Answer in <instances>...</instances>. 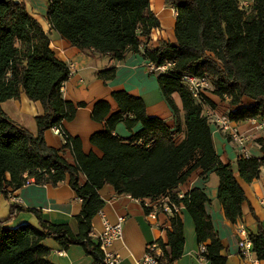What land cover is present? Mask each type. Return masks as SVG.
Here are the masks:
<instances>
[{
    "label": "trees",
    "instance_id": "trees-1",
    "mask_svg": "<svg viewBox=\"0 0 264 264\" xmlns=\"http://www.w3.org/2000/svg\"><path fill=\"white\" fill-rule=\"evenodd\" d=\"M149 1H46L49 31L71 47L115 61L140 54L155 66L174 63L169 72L157 76L158 88L173 116V127L148 117L140 99L123 91L113 92L115 113L109 114L106 101H97L92 107L91 120L103 125L102 131L89 138L100 154L96 156L85 154L80 140L65 133L59 150L46 145L44 133L54 128L61 131L62 124L72 121L84 104L74 105L62 98L61 87L70 70L51 51L48 33L22 2L0 0V195L7 198L26 186L28 180L34 185L56 186L67 178L81 203L74 218L76 233L68 225L44 221L35 210L12 205L8 220L0 222V264H51L47 260L49 250L41 245L46 238L63 250L79 246L92 264H103L99 243L90 233L93 218L104 206L98 192L105 186L116 195L138 201L169 194L190 217L197 244L205 246L206 263H226L220 255L221 241L205 211L208 199L203 190L193 188L181 200L176 190L196 171L202 177L213 173L218 179L217 201L224 218L235 224L245 202L235 173L245 184L259 177L264 166V138L256 141L260 158L239 156L236 172L231 164H222L214 150L211 124L181 78L206 77L212 84V94L227 100L230 122L264 121V0H243L249 2L246 8L238 7L241 0H164L176 12L174 44L151 41L152 30L160 25L149 10ZM114 76V68L96 74L103 83ZM21 94L42 108L43 114L34 118L35 136L18 128L1 109L2 103L16 100ZM173 94L180 98L181 122L177 121ZM203 102L214 107L208 98ZM119 123L128 130L139 124L140 130L122 140L113 134ZM64 151L69 152L71 162L63 157ZM23 212L37 219L38 228L28 224L5 227ZM168 223L166 242H155L161 250V264H174L184 246L181 217L170 218ZM248 237L255 260H264V228L260 222L256 234Z\"/></svg>",
    "mask_w": 264,
    "mask_h": 264
},
{
    "label": "crops",
    "instance_id": "crops-1",
    "mask_svg": "<svg viewBox=\"0 0 264 264\" xmlns=\"http://www.w3.org/2000/svg\"><path fill=\"white\" fill-rule=\"evenodd\" d=\"M25 9L41 26L45 33H48L50 49L54 56L63 62L70 70L68 80L62 85V98L66 102L74 105L84 104V107L76 110L74 119L62 124L61 132L70 137L80 140L82 151L85 154L93 153L99 156V152L89 143V138L94 133L103 130V125L91 120V111L97 101H106L110 106V113L117 111L116 104L111 98L113 92L123 91L128 95L140 99L145 106V113L148 117L164 120L169 127H172L173 116L160 93L157 85V77L146 72L145 61L140 54L128 55L122 61L111 60L108 56H100L90 52H82L71 47L66 41L60 39L49 31L48 23L45 20L47 0H23ZM30 6H28V4ZM149 10L158 20L160 27L152 30L150 39L153 43L164 42L174 44V24L176 12L164 4V0H150ZM114 68V78L103 83L98 80L96 74L100 71ZM172 101L178 109V114L182 116L181 103L178 94L171 96ZM208 100L214 105L213 109L217 114L228 113L229 106L227 100H219L215 95L208 96ZM3 113L18 128L25 129L28 133L36 135V125L34 118L43 114L38 102L29 101L24 94L16 100H7L1 104ZM129 118H132L129 116ZM182 121V119H181ZM258 121H248L235 123L240 133L252 134L248 149L251 157L260 158L261 153L256 141L264 138V130L256 135L253 129ZM212 131V141L214 150L222 164H231L236 172L235 162L239 157L236 148L230 142L229 137L217 131L210 125ZM140 130V125L136 124L128 130L123 123H119L114 130V135L122 140H127L131 135ZM44 140L48 147L59 150L63 144L61 136L54 134L52 130L44 133ZM63 157L71 162L68 151H64ZM245 202L241 204V217L235 224L229 223L223 214L222 207L217 201L218 179L213 174L201 176L200 171H196L178 187V190L189 192L193 188L202 189L208 199L205 205L206 214L210 217L215 234L222 244L220 255L225 257V264H264V260L257 261L251 255L248 259H243L238 250L236 226L242 225L248 235L256 234L257 222L264 228V206L260 204L264 201V166L260 168L259 177L250 184L240 181ZM66 178L64 182L51 185H34L32 183L9 193L7 198L0 195V222L9 218L12 205L22 209L35 210L40 213L41 218L52 225H68L73 233H76L75 216L80 211V200L76 198L70 189ZM80 182L84 178L80 177ZM103 201L101 209L104 218L115 224L118 218H123V231L120 240L113 242L112 250L121 259L120 264H136L144 255L147 244L161 240L166 242V230L170 229L165 216H158L159 225L150 226L145 219V210L142 204L129 196L116 195L114 191L105 186L98 192ZM12 200H18L14 204ZM183 224L184 246L181 257L174 264H207L206 261L198 260V244L196 242L193 223L185 212H181ZM28 224L38 228L37 219L29 213H19L11 219L5 227L15 228ZM102 230L100 217L95 216L91 222L90 236L95 237ZM49 250L47 260L51 264H92L90 257L86 256L79 246H70L63 250L54 240L46 238L41 243ZM61 253V255L59 254Z\"/></svg>",
    "mask_w": 264,
    "mask_h": 264
},
{
    "label": "built area",
    "instance_id": "built-area-1",
    "mask_svg": "<svg viewBox=\"0 0 264 264\" xmlns=\"http://www.w3.org/2000/svg\"><path fill=\"white\" fill-rule=\"evenodd\" d=\"M20 2L19 0H16ZM247 1H239V8H246L248 6ZM176 14V13H175ZM176 16V15H175ZM174 67V63L171 61L164 62L159 66L147 62L145 64L146 72L149 75L160 76L166 74ZM182 85L185 86L189 92L192 100L200 104L203 108L202 114L206 117L209 123L215 127V129L222 134L229 137L230 142L236 148V151L240 157L249 158L250 152L248 149L249 142L252 140V134L240 133L235 123L229 121L227 113L217 114L215 110L203 101L208 98L213 92V87L210 81L206 77H198L194 75H183L181 78ZM264 130V121H258L253 129V133L258 135ZM54 134L62 136V132L54 128L52 129ZM63 141V140H62ZM32 183V180H28L26 185ZM187 192L176 190V197L181 200ZM14 204H18V200H12ZM138 201V200H137ZM145 210V219L150 226L159 225L157 217L165 216L167 221L170 218L181 217V212L184 210L182 204H176L169 194L156 197L153 200L143 199L139 201ZM260 204L264 206V201L261 200ZM96 216L100 217L102 221V230L95 237L99 243V250L102 254L103 264H120V256L112 250L113 242L120 240L123 231V218H118L115 224H110L103 216L102 211H98ZM236 235L238 237V250L243 259H248L252 255L250 252L251 243L249 235L246 229L242 225L236 226ZM205 253V246L203 244L198 246V260L205 261L203 254ZM61 255V253H59ZM161 250L155 242L149 243L145 247V252L142 258L136 264H161L160 262Z\"/></svg>",
    "mask_w": 264,
    "mask_h": 264
},
{
    "label": "rangeland",
    "instance_id": "rangeland-1",
    "mask_svg": "<svg viewBox=\"0 0 264 264\" xmlns=\"http://www.w3.org/2000/svg\"><path fill=\"white\" fill-rule=\"evenodd\" d=\"M19 1L25 3L23 0H19ZM26 3L28 4V6H30V4L28 3V1ZM181 119H182V116L178 114L177 121L179 120V122H181ZM171 125L173 127L174 123H172ZM181 137H182V135H180V138Z\"/></svg>",
    "mask_w": 264,
    "mask_h": 264
}]
</instances>
